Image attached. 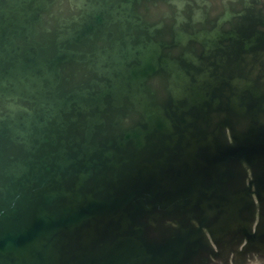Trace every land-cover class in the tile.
I'll list each match as a JSON object with an SVG mask.
<instances>
[{"label":"water","instance_id":"obj_1","mask_svg":"<svg viewBox=\"0 0 264 264\" xmlns=\"http://www.w3.org/2000/svg\"><path fill=\"white\" fill-rule=\"evenodd\" d=\"M0 264H264V0H0Z\"/></svg>","mask_w":264,"mask_h":264}]
</instances>
